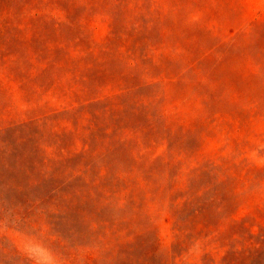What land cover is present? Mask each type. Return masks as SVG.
I'll return each mask as SVG.
<instances>
[{
    "label": "rangeland",
    "instance_id": "obj_1",
    "mask_svg": "<svg viewBox=\"0 0 264 264\" xmlns=\"http://www.w3.org/2000/svg\"><path fill=\"white\" fill-rule=\"evenodd\" d=\"M264 264V0H0V264Z\"/></svg>",
    "mask_w": 264,
    "mask_h": 264
},
{
    "label": "clouds",
    "instance_id": "obj_2",
    "mask_svg": "<svg viewBox=\"0 0 264 264\" xmlns=\"http://www.w3.org/2000/svg\"><path fill=\"white\" fill-rule=\"evenodd\" d=\"M7 227L15 229L18 233L11 244L16 252L30 264H64L48 239L39 232L24 233L12 221H9Z\"/></svg>",
    "mask_w": 264,
    "mask_h": 264
}]
</instances>
